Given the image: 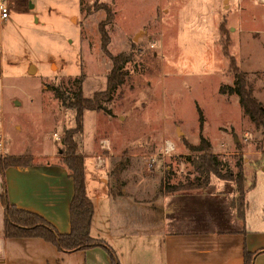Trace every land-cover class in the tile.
<instances>
[{
  "label": "rangeland",
  "instance_id": "1",
  "mask_svg": "<svg viewBox=\"0 0 264 264\" xmlns=\"http://www.w3.org/2000/svg\"><path fill=\"white\" fill-rule=\"evenodd\" d=\"M10 2V17L0 20V98L7 134L22 156L34 160L53 148L63 160L62 137L74 126V112L54 91L71 92L72 81L82 76L85 97L105 91L112 62L101 47L104 30L109 51L128 54L130 60L125 81L104 109L85 112L84 140L90 149L97 151L98 138L105 137L117 154H140L138 169L127 167L128 189H153L160 175L169 185L202 177L191 164L196 155L189 154L188 145L203 136L225 163L224 171L237 172L246 163L247 186L257 185L250 195L252 213L264 214L258 204L264 199V173L250 167L254 161L264 164V126L244 115L237 94L220 90L233 85L230 64L235 62L264 104V0ZM76 140L80 151L82 135ZM166 141L175 144L172 155L162 154ZM115 161L119 168L129 164L128 158ZM155 161L161 170L152 166ZM210 182L207 189L222 183L215 175ZM225 185L234 190L232 200L238 199L235 183ZM220 198L199 207L213 222L228 219L229 206Z\"/></svg>",
  "mask_w": 264,
  "mask_h": 264
},
{
  "label": "crops",
  "instance_id": "2",
  "mask_svg": "<svg viewBox=\"0 0 264 264\" xmlns=\"http://www.w3.org/2000/svg\"><path fill=\"white\" fill-rule=\"evenodd\" d=\"M32 67L37 73L38 68L34 64ZM85 130L84 124L80 152L84 157L87 195L94 206L90 234L103 241L120 264H245L246 251L253 255V264H264V214L255 216L250 202L256 184L246 193L244 218L238 216L232 203L234 190L226 189V181L221 179L217 189L169 192L161 189L166 182L160 175L153 189H128L127 167L138 169L137 158L141 155H125L124 151L117 154L111 140L105 137L98 138L97 151L91 150L84 140ZM15 147L7 134L1 97L0 158L25 155ZM32 158L29 165L8 166L0 172V264H113L110 254L101 246L65 252L41 237L5 234L3 197L13 207L42 217L59 233L70 232L74 181L68 168L53 148L49 154ZM118 158H128L129 164L119 168L120 161H115ZM161 165L155 161L152 166L157 171ZM241 167L245 173L246 163ZM250 167L264 173V164L257 166L254 161ZM257 176L254 170L252 179ZM217 196L229 206L228 219H221L227 221L213 222L207 218L205 208L204 213L199 209L208 199L216 201ZM263 203L264 199L258 201L261 210ZM226 223L238 228L201 229L208 224Z\"/></svg>",
  "mask_w": 264,
  "mask_h": 264
},
{
  "label": "trees",
  "instance_id": "3",
  "mask_svg": "<svg viewBox=\"0 0 264 264\" xmlns=\"http://www.w3.org/2000/svg\"><path fill=\"white\" fill-rule=\"evenodd\" d=\"M101 32V47L103 52L112 62V69L107 77V87L105 91L95 92L88 98L83 93V76L72 81L71 92H66L55 88V95L61 100L62 104L74 112V126L66 129L62 137V144L65 146L63 163L68 168L70 176L74 181V196L70 205V232L61 234L54 227L46 222L42 217L24 210L17 209L10 205L5 197L3 203L6 207V227L7 236H28L41 237L55 244L60 250L73 252L76 250L89 249L101 246L106 249L112 258L113 264H120L114 252L101 240L95 239L90 234L94 206L87 195L84 157L78 150L79 144L76 140L78 134L84 132V112L86 110H102L104 102L111 99L112 94L126 79L127 72L124 66L130 60V56L124 53L112 54L109 51V36L104 30ZM230 70L233 74V85L223 86L222 93L237 94L240 106L245 116L256 125L264 126V104L253 94V87L248 80L246 72L231 62ZM200 124L202 126V114L200 112ZM189 154L191 164L196 172L202 177L196 181H188L185 184L169 185L164 184L161 189H168L169 192L185 191L192 189H207L210 186V176L215 175L218 179L235 183L238 199L233 201L237 209L238 216L244 218L246 210L245 196L248 190L255 186L253 182L247 186V178L243 168L239 164L238 171L231 169L224 171L225 163L211 151V143L201 137L198 144H189ZM32 160L28 156L0 158V172L8 166L29 165ZM245 264H253V255L245 252Z\"/></svg>",
  "mask_w": 264,
  "mask_h": 264
},
{
  "label": "built area",
  "instance_id": "4",
  "mask_svg": "<svg viewBox=\"0 0 264 264\" xmlns=\"http://www.w3.org/2000/svg\"><path fill=\"white\" fill-rule=\"evenodd\" d=\"M10 0H0V20L6 21L10 17ZM55 139H59L58 135L54 134ZM175 151V144L172 141H166L163 148L164 155H172Z\"/></svg>",
  "mask_w": 264,
  "mask_h": 264
}]
</instances>
